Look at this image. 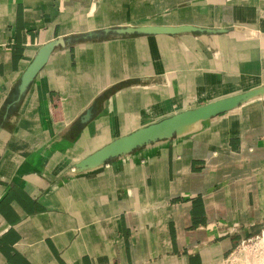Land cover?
I'll use <instances>...</instances> for the list:
<instances>
[{
  "label": "crops",
  "instance_id": "obj_1",
  "mask_svg": "<svg viewBox=\"0 0 264 264\" xmlns=\"http://www.w3.org/2000/svg\"><path fill=\"white\" fill-rule=\"evenodd\" d=\"M263 231L264 0H0V264H233Z\"/></svg>",
  "mask_w": 264,
  "mask_h": 264
},
{
  "label": "water",
  "instance_id": "obj_2",
  "mask_svg": "<svg viewBox=\"0 0 264 264\" xmlns=\"http://www.w3.org/2000/svg\"><path fill=\"white\" fill-rule=\"evenodd\" d=\"M166 31L170 32L171 30ZM45 52L46 51H42L34 61L33 65L28 71L27 78H30L33 74H35V72L44 64L46 59ZM254 94L255 92H249L243 95L217 100L196 109L178 113L163 119L158 123L141 128L128 136L114 140L95 153L87 156L77 164V167L83 169L88 166H94L103 163L112 157L130 151L147 142L183 132L186 128L195 124L196 122L209 119L224 111L232 109L239 102L253 96Z\"/></svg>",
  "mask_w": 264,
  "mask_h": 264
},
{
  "label": "rangeland",
  "instance_id": "obj_3",
  "mask_svg": "<svg viewBox=\"0 0 264 264\" xmlns=\"http://www.w3.org/2000/svg\"><path fill=\"white\" fill-rule=\"evenodd\" d=\"M263 236L259 235L250 242L242 244L232 256L233 264H264Z\"/></svg>",
  "mask_w": 264,
  "mask_h": 264
},
{
  "label": "built area",
  "instance_id": "obj_4",
  "mask_svg": "<svg viewBox=\"0 0 264 264\" xmlns=\"http://www.w3.org/2000/svg\"><path fill=\"white\" fill-rule=\"evenodd\" d=\"M262 236H264V231H263V233H262ZM250 241H251V240L243 241L242 244H245L246 242L248 243V242H250Z\"/></svg>",
  "mask_w": 264,
  "mask_h": 264
},
{
  "label": "bare ground",
  "instance_id": "obj_5",
  "mask_svg": "<svg viewBox=\"0 0 264 264\" xmlns=\"http://www.w3.org/2000/svg\"><path fill=\"white\" fill-rule=\"evenodd\" d=\"M261 242H263V243H264V236H263V238H262ZM263 258H264V257H263ZM255 264H256V263H255Z\"/></svg>",
  "mask_w": 264,
  "mask_h": 264
}]
</instances>
